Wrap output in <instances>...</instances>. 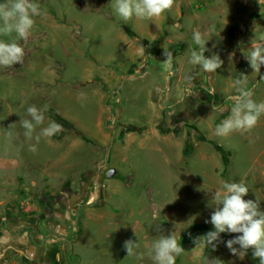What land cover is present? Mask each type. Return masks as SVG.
<instances>
[{
	"label": "rangeland",
	"instance_id": "rangeland-1",
	"mask_svg": "<svg viewBox=\"0 0 264 264\" xmlns=\"http://www.w3.org/2000/svg\"><path fill=\"white\" fill-rule=\"evenodd\" d=\"M33 2L43 14L19 41L23 63L0 67V264H154L152 244L173 232L176 264H206L207 248L221 264H260L233 255L224 233L215 249L194 241L215 230L224 182L246 183L264 211V115L250 132L215 134L236 81L264 102V66L253 73L246 58L264 41V0H175L155 22L119 19L114 0ZM195 30L208 33L206 57L224 61L211 79L189 63ZM31 105L64 115V135L28 140L19 121ZM52 121L46 112L41 127Z\"/></svg>",
	"mask_w": 264,
	"mask_h": 264
},
{
	"label": "clouds",
	"instance_id": "clouds-1",
	"mask_svg": "<svg viewBox=\"0 0 264 264\" xmlns=\"http://www.w3.org/2000/svg\"><path fill=\"white\" fill-rule=\"evenodd\" d=\"M175 0H114L112 8L115 15L128 22L134 17L138 20H158L166 11H170ZM43 10L38 3L33 0H5L0 3V36L10 37L9 41L0 39V67L11 68L17 64H22L24 59V48L19 41H26L35 26V17L42 15ZM158 27L159 25L156 24ZM13 34H15L13 36ZM193 42L197 48L190 51L189 63L199 66L202 71L208 74L217 72L224 61L218 54L206 57L205 52L208 33L195 30L193 32ZM250 52L246 53V58L253 73H260L264 66V41H252ZM164 55L166 59L162 62L164 72H171L174 57L165 47ZM246 77V75H243ZM192 77H189L191 80ZM240 86L237 94L230 97V116L220 122L215 128L218 137H227L233 132H250L258 123L261 115H264V102L257 103L253 99L254 93L248 90L244 80H238ZM192 94V93H191ZM224 104L212 105V112L223 114L227 111ZM47 107L28 106L26 117L21 116L19 125L24 129V136L28 140L35 139L36 144L42 138H51L62 131V125L55 121L50 122L46 127H41L45 122ZM16 123L10 125L15 128ZM39 128V132H37ZM11 137L13 134H7ZM36 144L29 146V150L35 152ZM223 190L214 192L213 202L215 211L211 214L210 221L214 226V231H209L205 236L194 241L196 247L204 245L213 249L221 243V233H236L234 239L226 242V246L235 256L243 259L249 249L252 250L254 258L259 259L260 264H264V211L260 208L259 198L257 200L244 199L249 193V188L243 181L224 182ZM136 231V230H135ZM239 245V247H236ZM127 257L134 255V250L139 248V243L127 240L124 243ZM175 232L171 235H161L152 244L148 255L154 264H176V258L184 253ZM144 253H139L137 259L142 260ZM209 264H220L219 260L209 261Z\"/></svg>",
	"mask_w": 264,
	"mask_h": 264
},
{
	"label": "trees",
	"instance_id": "trees-1",
	"mask_svg": "<svg viewBox=\"0 0 264 264\" xmlns=\"http://www.w3.org/2000/svg\"><path fill=\"white\" fill-rule=\"evenodd\" d=\"M130 34L131 35H134V33L132 31H130ZM47 114L53 118V120L56 122V123H59L60 125H65V124H68L69 121L64 117V115H62L61 113L58 112V110L53 107V106H49L47 107ZM76 130H78L76 128ZM130 131H135V130H142L141 127H134L133 129H129ZM166 132H169L170 130H165ZM64 135L63 132H59L58 134L54 135L55 138H60ZM187 152H190L189 149L187 150ZM77 231L78 233L80 234L81 230H82V222L78 221L77 222ZM78 233L76 234V236L78 235ZM237 235H240V234H236V233H224L222 236L223 238L227 239V240H230V239H234ZM76 236L74 239H76ZM247 255L248 256H251L252 258H254L253 256V252L251 249L248 250L247 252ZM205 263L206 264H209V261H212V260H219L220 261V264H221V259L219 258L218 256V253L216 250H212L210 248H207L205 250ZM255 260H259L257 258H254Z\"/></svg>",
	"mask_w": 264,
	"mask_h": 264
},
{
	"label": "water",
	"instance_id": "water-1",
	"mask_svg": "<svg viewBox=\"0 0 264 264\" xmlns=\"http://www.w3.org/2000/svg\"><path fill=\"white\" fill-rule=\"evenodd\" d=\"M116 172H117V168L112 167V168H110V169L107 171V175H108L109 177H113V176L116 174Z\"/></svg>",
	"mask_w": 264,
	"mask_h": 264
}]
</instances>
